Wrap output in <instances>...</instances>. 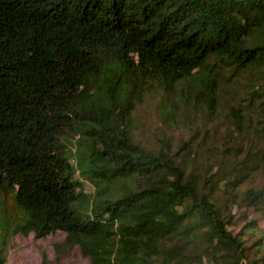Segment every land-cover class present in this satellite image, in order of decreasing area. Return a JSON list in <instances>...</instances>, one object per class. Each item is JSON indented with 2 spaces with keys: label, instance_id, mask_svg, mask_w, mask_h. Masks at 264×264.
Instances as JSON below:
<instances>
[{
  "label": "trees",
  "instance_id": "trees-1",
  "mask_svg": "<svg viewBox=\"0 0 264 264\" xmlns=\"http://www.w3.org/2000/svg\"><path fill=\"white\" fill-rule=\"evenodd\" d=\"M191 103L208 163L135 138ZM263 218L264 0H0V264L58 233L56 264H264Z\"/></svg>",
  "mask_w": 264,
  "mask_h": 264
},
{
  "label": "rangeland",
  "instance_id": "rangeland-1",
  "mask_svg": "<svg viewBox=\"0 0 264 264\" xmlns=\"http://www.w3.org/2000/svg\"><path fill=\"white\" fill-rule=\"evenodd\" d=\"M243 85L241 84L240 87ZM229 94L222 93L221 108L234 100ZM234 96V95H231ZM172 117L165 118L158 109L152 105H144L136 115L133 134L144 146L152 148L160 141H167L175 150L181 142H188L197 150L198 162L208 163L207 150L221 142L220 136L225 134L227 124L222 117L216 118L206 106L191 103L189 106H179L173 110ZM7 209H12V201L7 199ZM258 227L264 231V218L258 220ZM240 228V227H239ZM236 229V232H238ZM64 235L46 240H37L32 234L28 237L14 236L9 242L6 264H56L53 244L63 240ZM59 264H89L78 251L66 254Z\"/></svg>",
  "mask_w": 264,
  "mask_h": 264
}]
</instances>
